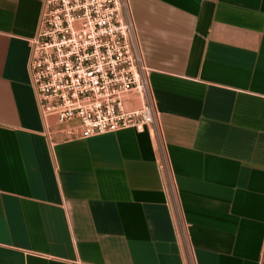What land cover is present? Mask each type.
Here are the masks:
<instances>
[{"label": "crops", "instance_id": "crops-1", "mask_svg": "<svg viewBox=\"0 0 264 264\" xmlns=\"http://www.w3.org/2000/svg\"><path fill=\"white\" fill-rule=\"evenodd\" d=\"M126 2L156 121L64 139L0 0V264H264V0Z\"/></svg>", "mask_w": 264, "mask_h": 264}, {"label": "built area", "instance_id": "built-area-1", "mask_svg": "<svg viewBox=\"0 0 264 264\" xmlns=\"http://www.w3.org/2000/svg\"><path fill=\"white\" fill-rule=\"evenodd\" d=\"M29 70L42 118L53 117L64 139L156 121L126 0H44Z\"/></svg>", "mask_w": 264, "mask_h": 264}]
</instances>
